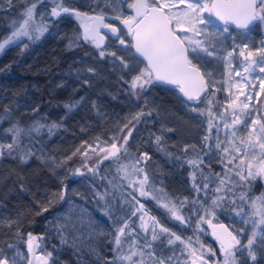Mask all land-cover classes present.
<instances>
[{
    "label": "snow or ice",
    "instance_id": "6c2138e0",
    "mask_svg": "<svg viewBox=\"0 0 264 264\" xmlns=\"http://www.w3.org/2000/svg\"><path fill=\"white\" fill-rule=\"evenodd\" d=\"M8 2L11 4L12 0H8ZM38 4L43 6L45 10L38 11ZM93 4L95 7H92ZM117 4L120 6L119 11L116 8ZM103 5L104 7H111L115 14L106 17L101 7V0H90L89 9L93 13L91 15L66 5L63 0H52L50 12H47L48 5L45 0L32 2L24 7L18 18L13 20L10 34L0 38V53H3L8 46L18 45V42L24 38L28 41L39 40L49 30V26L59 23L58 18L62 14H70L81 21L83 33L78 39L82 38L84 43L97 48L101 58H104L106 54L116 56L115 52L106 53V49L103 47L105 37L111 33V36L115 37L120 45L129 50L137 64H144V67L129 82V89L133 95L138 96L137 89L144 91L146 85H151L154 82L174 85L187 101L193 102L186 106L191 107L194 112L199 111L197 105L203 102L202 94H206L210 87H215V84L210 85L208 83L211 73L202 72L200 65L212 62L207 59L209 57L214 58L215 61L223 60L228 75V79L224 83L229 85L227 88L229 99L225 104V111L218 115L220 120L224 121L223 128L227 130L225 140L227 144L231 145V148L226 147L225 140H221L217 135L215 149L220 155L224 172L214 174L219 180V183L215 184L214 187L209 177H204L205 182L202 187L193 184L197 193L203 191L205 196L211 199L210 205L205 200L199 204V208L195 207L198 201H192L194 205L193 214L198 216L197 231H202L201 223H208L213 228L212 234L219 242L220 254L223 256V260L218 261L217 264H238L237 254L243 255L245 250L250 259L255 262L257 260L256 247L264 248V196L252 198L249 192L252 187L251 181L257 176L264 177V121L253 118L251 125L248 124V117L250 116V103L248 101L253 96L245 92V86L246 83H251V78L242 76L241 80L233 81L231 77L233 71L236 76L242 75L240 70L233 68L236 47H239V56L244 61L239 66L243 72L248 73L258 66L259 71L264 73V43L259 49L252 51L248 44L245 43L240 46L233 41L236 47L222 51L223 42L219 37L224 33L231 35L230 25L248 32H251L257 25H264V0H103ZM124 5L131 10L130 13L123 11ZM37 17L40 18L39 21ZM211 17H215V20L222 27H218ZM106 20L119 21V24H122L126 29L128 39H125V33L118 25L106 22ZM101 29H105L107 32L102 34ZM27 46L26 44L23 45L22 50ZM225 52L226 54H224ZM116 59L120 60V64L125 69L133 71L129 63L123 58L116 57ZM88 71L91 72L93 69L89 68ZM260 86L264 90V79L260 80ZM233 87L238 90L239 95H233ZM255 95L260 94L256 93ZM241 96L244 97V100H241ZM208 103V116L212 118L208 122L209 132L215 128L219 133L220 122L218 120L213 123L215 116L211 111L212 101L209 100ZM228 110H231V124L225 119ZM4 112L6 115L0 116V120L10 118L7 115L10 110L5 108ZM148 114L142 112L133 119L139 121L141 116ZM200 115H204V112L200 111ZM42 126L33 124L29 127H23L17 121L7 129L11 134V142L0 143V150L7 149L11 153L20 147L23 143V137L29 136L32 132L38 133ZM245 128L247 129L246 133H244ZM130 136L131 129H129L128 135L123 137V144L118 145L114 140L110 147H101L98 142L92 151L95 152L99 149L100 152L105 153L102 157L103 160L116 158L119 161V154L126 151L125 145ZM210 139V135L203 138L204 146L209 151L213 147L207 143ZM236 140L239 141L238 144ZM160 141L161 137L156 136L154 142L159 145ZM142 158L146 160L147 154H144ZM187 162L194 168L204 163L199 155ZM138 163L139 161L132 165V171L144 172L143 168L136 166ZM128 168V165H121L118 169L119 172L123 173V178L129 177ZM89 171L94 172L95 169L90 168ZM192 175L193 180H195V171ZM233 175L239 178V183L232 179ZM148 184L149 177L146 173L142 180L130 181L129 187H133L134 200V193L137 191L141 197L151 196L153 199H157L148 190ZM135 185H139V187L137 188ZM236 188L241 189L238 199L247 204V211L243 205H237L236 200L228 195L232 193L235 196L234 190ZM212 191L216 195L210 197L209 193ZM60 198L64 199L63 193H61ZM100 199L102 200L103 196H100ZM136 202L139 203V207H134L131 216H137L139 213V228L144 233L143 237L135 231L136 226L130 223L131 217H121L122 223L119 220H113L115 229L113 232L114 250L121 264H173V262L174 264H182L181 258H183V264H188L189 260L191 264H208L203 253L194 246L199 243L198 237L195 242L191 237L187 241L182 239L181 236L160 225L154 216L149 215L143 203ZM157 202L160 207L170 213L172 218L182 224H190V221L185 220L181 211L187 201H181L180 206H177L161 196ZM230 206L236 216L241 218L243 224L238 231H230L223 224L214 225L210 219V217H214L218 208L227 209ZM201 209L204 215H199ZM146 216L148 217L147 221ZM157 228H159L160 233L168 234V245H175L176 242L183 245L180 256H175L177 251L175 248H173V256L157 255L153 250V242L160 239L156 231ZM217 228L220 231H217ZM149 235L151 240L148 239ZM242 235L247 236L246 243L241 239ZM35 240L36 237L29 234L28 252L35 260L41 261V264H48L46 257L36 253L35 249L39 248L40 245L34 243ZM12 247V244L8 245V248ZM203 247V244H200V248ZM212 254L215 255V253ZM0 264H16V261L10 260L6 255H0ZM28 264H32V260H29Z\"/></svg>",
    "mask_w": 264,
    "mask_h": 264
},
{
    "label": "trees",
    "instance_id": "16d2710c",
    "mask_svg": "<svg viewBox=\"0 0 264 264\" xmlns=\"http://www.w3.org/2000/svg\"><path fill=\"white\" fill-rule=\"evenodd\" d=\"M13 10L9 17L1 18L0 34L4 30L9 32L13 20L20 16V9L13 7ZM50 30L49 26V30L36 41L22 39L18 45L10 46L0 56V116L6 115L5 108L14 100H19L30 103V108L23 110L19 120L13 119L12 124L19 121L23 127L43 125L38 133L32 132L23 137V143L11 153L7 149L0 150V221L4 220L6 215H11V220H14L12 224L16 225L10 231L3 222L0 225V240L8 238L13 242H23L25 237L28 238L31 234L43 238L45 244L54 253H58L53 213L61 208L62 203L56 199L57 193L65 192L75 183L78 174L86 177L94 186L95 212L108 225L113 244L114 219L122 223L121 217H131L130 223L136 226L139 213L137 216H131L134 207H139L136 201L154 209L155 214L158 212V222L170 232L181 236L182 239L191 237L193 240L194 231L189 230L187 223L172 221L163 210L160 211L157 200L161 196L169 200L171 196L177 206L181 198L189 200L192 191L187 185L193 180L194 171L193 182L201 187L205 182L204 177L210 178L213 187L219 183L214 174L223 173L224 168L215 162L206 163L209 157L202 147V129L199 145H189L176 151L172 142L162 138L155 120L150 127L140 119L129 126L131 136L125 145L126 151L119 154V161L116 158L101 159L90 165L85 160H80L72 154L74 150L76 151L80 143L101 134L108 127V122L101 117V113L109 114L118 108L122 104L120 100L126 94L113 78L93 75L85 77L84 81H77L62 75L78 51L66 50L64 42L50 35ZM25 44L28 46L22 50ZM156 91L161 105L188 116L172 93L173 88L157 84ZM210 92L212 89L209 88L202 100ZM200 111L202 109L192 113V116L197 114L200 119H206V113L203 111L204 115H200ZM211 111L215 117L225 111L220 97L212 101ZM4 121L7 122L8 119L0 120V123ZM156 136L161 137L159 145L154 142ZM8 137L10 143L9 132ZM36 139L45 141L43 150L48 157L61 161L67 159L61 173L49 169L48 164L33 152L32 147ZM142 154H147L148 158L142 159ZM196 155L202 157L204 163L194 168L187 161ZM137 161L139 163L136 166L143 168L149 177V191L157 199L151 196L141 197L135 192L134 200L133 187H129L128 178H123V173L118 171L121 165L132 168ZM90 168L95 171H89ZM232 179L239 183L238 177L233 175ZM251 184L249 194L252 198L264 196V182L260 178L252 180ZM234 191L235 196L229 193V197L235 199L237 205H243L247 211V204L238 199L241 189L236 188ZM215 195L214 191L209 193L210 197ZM100 196H103L102 200ZM53 199L55 201H51ZM209 200L211 204V199ZM185 210V207L181 208L187 221ZM216 213L223 219L235 215L231 206L227 209L218 208ZM158 235L160 239L153 242V250L157 255L173 256V248L177 250L175 256L180 255L183 245L179 242L168 245V234L158 232ZM209 240L216 246L211 238ZM60 252L58 254L61 259L75 264L70 253L66 250ZM110 254L113 260L118 261L115 250L110 251Z\"/></svg>",
    "mask_w": 264,
    "mask_h": 264
},
{
    "label": "rangeland",
    "instance_id": "374dc122",
    "mask_svg": "<svg viewBox=\"0 0 264 264\" xmlns=\"http://www.w3.org/2000/svg\"><path fill=\"white\" fill-rule=\"evenodd\" d=\"M32 2H37V0H12L11 4H9L8 0H0V21L2 17H9L13 13V7L20 9L22 12L24 7L30 5ZM45 2L48 5L47 12H50L52 0H45ZM63 2L70 7L76 8L77 10L93 14L89 9L90 0H63ZM92 7H95V4H93ZM101 7L105 12L106 17H110L115 14L111 7H104L103 0H101ZM116 8L117 11L120 10V6L118 4L116 5ZM44 10V7L38 4V11ZM123 11L125 13L131 12L126 5H124ZM39 19L40 18L37 17L38 21ZM211 19L218 27H222V25H220L214 17H211ZM58 20V24L50 26V35H54L59 41H63L66 50L78 51L75 53L66 71L62 75L68 78H73L77 81H84L85 77L93 75H98L106 79L113 78L120 85L123 93L126 94V96L120 100L122 104L118 108L109 114L101 113V117L107 120L108 127L101 134L92 137L86 142L80 143V145L76 148V151L74 150L72 154L80 160H85L90 165L98 162L102 159L105 153L100 152L99 149L95 152L92 151L93 148H96L97 143L99 142L101 147H110V144L114 140L118 145L123 144V137L128 135L129 126L136 121L133 117L143 112L149 114L141 116L140 119H142V121L147 123L150 127H152L155 120L156 127L159 128L162 138H166L167 142H172L176 151H179L189 145H199L201 143L199 141V137L202 129V147L205 148L203 138L207 135L211 136V139L207 141V143L213 146L211 151H209L208 148H205L206 153H208L207 156L209 157L206 163L210 164L215 162L223 167L220 162V155L217 154L215 149V144L217 142V135H219L221 140H225L227 135V130L223 128L224 121L220 120L219 117H215V123L218 120L220 122L219 133H217L215 128H212L211 132H209L208 124L209 119H212L208 116V101H213L215 98L220 97L221 104L225 109V104L229 99V93L227 91L229 85L224 83V81L228 79V75L226 73L223 60L215 61L214 58L209 57L207 59L212 62L200 65L202 72L211 73V78L208 79V83L210 85L215 84L214 88L210 87L212 92H210L209 95L203 99L202 103L197 105L199 110L202 109V111L206 113V119H200L197 114L193 117L192 113L194 114V111H192L191 107L186 106L191 105L193 102L185 101L181 97L178 89L173 88L172 93L175 94L174 96L179 101L183 111L188 114L186 117L181 115L176 110L165 107L159 103L156 91L157 82H154L151 85H146L144 91L137 89V92L139 93L138 96L132 94L129 89V82L132 77L138 74L139 70L144 67V64H137L134 57L129 53V50L120 45L118 40L111 39L109 37V41L104 47L106 49V53L115 52L116 56L114 57L106 54L104 58H101L97 48L91 44L84 43L82 38L78 39V37L82 34L80 20L70 14H62ZM107 21L118 25L119 28L124 31L125 39H128L126 36V29L119 24V21ZM0 24L2 25V21ZM10 32L11 30L9 32L4 30V32L0 34V38L9 35ZM219 39L223 42L222 51L223 49L231 50L233 47H236L233 41L240 46L246 43L249 45L250 50L255 51L261 47L262 43H264V25H257L251 32H248L247 30L237 31L231 29V35L224 33L219 37ZM73 41H75V43H72ZM9 47L10 46L7 48ZM224 54H226V52ZM1 55L2 53H0V56ZM116 57H121L128 62L133 71L125 69L123 65L120 64V60L116 59ZM233 59V68L240 70L242 75L236 76L233 71L231 79L233 81H239L242 79V76H248L251 78V83H246L245 86V92L253 96V98L248 101L250 103V116L248 117V124L249 126L251 125V119L253 118H259L264 121V90H262L260 86V80L264 79V73L259 71L258 66L248 73L243 72L242 68L239 67L244 63L243 58L239 56V47H236V54ZM89 68L93 69V71L89 72ZM232 93L234 96L239 95V92L235 87L232 88ZM256 93H259L260 95L256 96ZM240 98L241 100H244L243 96ZM28 108H30V103H25L19 100H14L13 103L9 105L8 109L10 110V113L7 115H9L10 118L7 122L4 121L2 124L0 123V143H8L9 137L7 129L11 127L12 120H19L23 110H28ZM225 119L229 124H231V110H228V114ZM125 125H127V127H125ZM246 132L247 129L245 128L244 133ZM236 143L238 144L239 141L236 140ZM44 144L45 141L36 139V143L32 147L33 152L48 164L49 169H52L54 172L56 171L58 174L61 173L65 168V161H67V159L61 161L55 157H48L43 150ZM225 146L231 148V145L227 144L226 140ZM85 153H87V155H85ZM143 155L144 154L141 155V158ZM233 155H235V153H233ZM128 171L130 173L128 177L129 182L137 179L142 180L144 178L145 171L133 172L132 168H129ZM256 178H260L264 182V177L257 176ZM193 184L194 182L192 180L190 185H187L191 188L192 193L190 199L183 205V207L186 208L185 215L187 221H190V224L187 223V225L191 232L194 231L195 238L193 241L195 242L197 237L199 238V243H196L194 246L199 250V252L203 253L204 259L208 261V264H217L218 261L223 260V256L220 254L219 242L212 234L213 228L210 227L208 223H201L200 228L202 231H197L196 223L198 216L193 214L194 205L192 201H198L195 207L199 208V204L203 203L205 200H207L208 205H210V200L205 196L203 191L197 193ZM135 187L138 188L139 185H135ZM61 193H63L64 199L60 198ZM93 194L94 186H92L91 182L86 179V177H83L80 174L76 175L75 183H72L65 192L62 191L57 193L56 199L60 200L62 203L61 208L53 213L55 226L54 235L58 242L57 251L58 253H61L60 251L66 250V252L70 253L75 264H121V261H115L111 258L112 254H110V251L114 252L115 246L109 233L110 230L108 225H106L105 221L100 219L95 212ZM169 200L172 202L174 201L171 196L169 197ZM51 201H55V199ZM181 201H186V199L181 198L178 201L179 206ZM145 207L149 215L154 216L158 221L156 216L158 212L155 214L154 209L146 205ZM162 210L172 221H178L172 218L166 209L160 207V211ZM199 215H204L202 209L200 210ZM11 219V215H6V218L0 221V225L4 222L7 229L11 231L12 228L14 229L16 227V225L12 224L14 220ZM145 219L147 221L148 217L146 216ZM210 219L214 225L223 224L225 228H228L230 231H238L239 227L243 226L241 218L236 216V214L231 217L229 216L227 219H223L218 215V213H215L214 217H210ZM148 222L151 223V221ZM139 224L140 221L138 219L136 223V232H139L140 236L143 237L144 233L140 230ZM19 231L20 230H18V232ZM156 231L158 233L159 228H157ZM217 231H220V229L217 228ZM34 237H36L34 243H38L40 245L39 248L35 249L36 253L46 257L48 264H70L66 260L61 259L57 252L54 253L45 244L43 238L38 236ZM150 238L151 236L149 239ZM210 238L215 242L216 246L210 242ZM184 239L187 241V238ZM241 239L244 243L247 242V236L242 235ZM27 241V237H25L23 242H13L8 238L1 239L0 255L8 256L10 260H15L16 264H28L29 260H32V264H41V261L35 260L28 252ZM9 244H12L13 247L8 248ZM200 244H203L204 247L200 248ZM212 253H215V255ZM256 254L257 260L253 262L248 256L246 250L243 255L238 253V264H264V248L257 246ZM181 260L183 264V258H181ZM188 264H191L190 260L188 261Z\"/></svg>",
    "mask_w": 264,
    "mask_h": 264
},
{
    "label": "water",
    "instance_id": "95a60500",
    "mask_svg": "<svg viewBox=\"0 0 264 264\" xmlns=\"http://www.w3.org/2000/svg\"><path fill=\"white\" fill-rule=\"evenodd\" d=\"M80 11V10H79ZM83 12V11H82ZM89 15H91V14H89ZM215 18V17H214ZM86 23H87V21H85ZM110 23V22H109ZM113 24V23H112ZM115 25V24H114ZM121 26L124 28V26L121 24ZM231 29H233V30H237V31H240V30H242V29H236L234 26H232V25H230L229 26ZM105 32H107V30H105V29H101V33L103 34V33H105ZM82 33H83V28H82ZM107 36H109L111 39H115V37H112L111 36V33H108L107 34ZM107 36L105 37V40H104V43H103V47H105L106 45H107V43H108V38H107ZM157 84L158 85H160V86H164V87H170V88H177L176 86H174V85H168V84H163V83H161V82H157ZM178 89V88H177ZM179 91V90H178ZM180 93V92H179ZM180 95H181V97L185 100V101H187L186 100V98L185 97H183V95L180 93ZM205 96V94H202V97H204ZM187 102H190V101H187Z\"/></svg>",
    "mask_w": 264,
    "mask_h": 264
},
{
    "label": "flooded vegetation",
    "instance_id": "af4514ba",
    "mask_svg": "<svg viewBox=\"0 0 264 264\" xmlns=\"http://www.w3.org/2000/svg\"><path fill=\"white\" fill-rule=\"evenodd\" d=\"M106 22H109V21L106 20ZM110 23H112V22H110ZM113 24H114V23H113ZM230 29H231V28H230ZM107 38H108V41H109V36H107Z\"/></svg>",
    "mask_w": 264,
    "mask_h": 264
}]
</instances>
